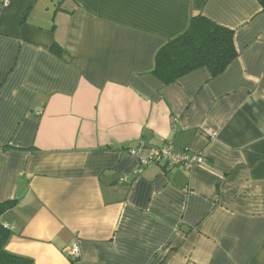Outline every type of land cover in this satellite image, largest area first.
Segmentation results:
<instances>
[{"label": "crops", "instance_id": "obj_1", "mask_svg": "<svg viewBox=\"0 0 264 264\" xmlns=\"http://www.w3.org/2000/svg\"><path fill=\"white\" fill-rule=\"evenodd\" d=\"M198 15L237 56L162 85ZM263 123L257 0H0L1 222L32 264H264ZM166 142L203 163L129 152Z\"/></svg>", "mask_w": 264, "mask_h": 264}, {"label": "trees", "instance_id": "obj_2", "mask_svg": "<svg viewBox=\"0 0 264 264\" xmlns=\"http://www.w3.org/2000/svg\"><path fill=\"white\" fill-rule=\"evenodd\" d=\"M264 8V0H257ZM237 56L233 31L204 16L191 19L187 30L180 36L163 43L154 56L152 74L162 85L201 68L212 76L222 73ZM16 200L0 203V264H32V259L7 251L10 231L2 224V214L12 208Z\"/></svg>", "mask_w": 264, "mask_h": 264}, {"label": "built area", "instance_id": "obj_3", "mask_svg": "<svg viewBox=\"0 0 264 264\" xmlns=\"http://www.w3.org/2000/svg\"><path fill=\"white\" fill-rule=\"evenodd\" d=\"M52 2H59L60 0H50ZM37 113H40V110H36ZM262 133L264 135V123L262 125ZM145 146L140 144L134 148H131L129 152L134 155L141 167L145 165L152 164L154 162H159L161 160L165 161V166L167 168H171L176 165H183L185 167H190L194 164H201L203 163V155L201 154H193V155H186L177 152L170 142H166L159 147H152L146 150L145 153ZM71 253L74 256H78L79 249L76 243L72 245Z\"/></svg>", "mask_w": 264, "mask_h": 264}]
</instances>
